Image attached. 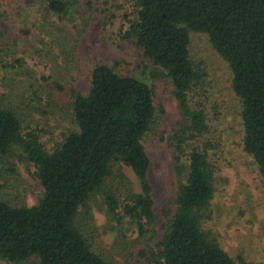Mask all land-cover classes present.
<instances>
[{"label":"trees","instance_id":"obj_1","mask_svg":"<svg viewBox=\"0 0 264 264\" xmlns=\"http://www.w3.org/2000/svg\"><path fill=\"white\" fill-rule=\"evenodd\" d=\"M136 19L124 38H134L143 55L169 79L180 113L172 144L180 179L174 213L166 217L151 252L153 264H264L241 257L237 262L201 230L210 216L213 175L205 150L192 146L208 130L204 111L193 108L189 94L199 74L189 57V32L207 35L227 63L232 91L241 102L243 149L264 183V0H130ZM46 9L64 14L65 0H45ZM153 91L142 80L96 65L86 95L75 93L72 111L77 131L52 152L34 134L21 135L16 114L0 105V156L22 147L36 168L41 197L32 206L0 200V259L37 264H110L97 255L75 226L78 208L101 188L111 167L121 163L139 182L140 192L122 201L108 193L105 203L120 209L138 232L154 222L149 159L143 135L157 120ZM185 163V166H183ZM167 213H165V216Z\"/></svg>","mask_w":264,"mask_h":264},{"label":"rangeland","instance_id":"obj_2","mask_svg":"<svg viewBox=\"0 0 264 264\" xmlns=\"http://www.w3.org/2000/svg\"><path fill=\"white\" fill-rule=\"evenodd\" d=\"M67 12L54 14L45 0H0V105L19 119L21 135L34 134L45 152L59 147L77 131L72 111L75 93L86 95L96 65L138 78L153 91L157 120L143 135L149 159L154 222L138 232L120 209L109 213L105 195L122 201L139 193V182L121 163L86 203L78 208L75 226L90 248L110 264H153L151 252L166 217L174 213L179 180L172 135L180 113L172 85L153 65L134 38H124L136 19L130 0H65ZM189 57L200 76L189 98L205 112L208 130L192 146L205 150L213 175L210 216L201 230L236 262H264V183L257 165L243 149L241 102L231 87L227 63L204 33L189 32ZM185 166V163H183ZM36 168L25 150L14 145L0 156V200L14 207L32 206L41 197ZM165 213L167 215L165 216ZM0 264L18 263L0 259Z\"/></svg>","mask_w":264,"mask_h":264}]
</instances>
